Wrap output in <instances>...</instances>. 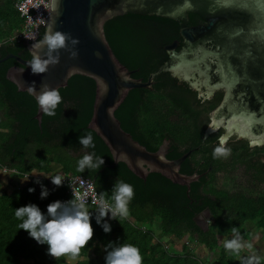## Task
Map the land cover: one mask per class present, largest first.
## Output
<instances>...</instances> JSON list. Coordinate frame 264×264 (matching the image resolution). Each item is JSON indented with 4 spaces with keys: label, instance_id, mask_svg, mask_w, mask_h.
<instances>
[{
    "label": "trees",
    "instance_id": "1",
    "mask_svg": "<svg viewBox=\"0 0 264 264\" xmlns=\"http://www.w3.org/2000/svg\"><path fill=\"white\" fill-rule=\"evenodd\" d=\"M16 3L17 0H0V169L14 170L21 175L32 168L46 175H83L94 182L99 194L105 192L110 203L115 181L129 182L135 188L128 217L120 221L104 218L111 223V232H105L102 225L96 223L95 210H92L93 240L71 264H101L88 258V254L91 251L98 255L105 253L103 246L109 241H113L114 246L124 243L138 246L144 256L143 264H241L233 253L225 250L222 233L218 230L232 234V229L237 228L248 239L252 223L264 236V189L257 196L252 193L254 189L235 191L233 187L218 183L217 175L221 172L231 174L237 163H242L248 186L262 185L264 188V165L254 157L257 151L255 154L252 151L253 147L258 150L264 146H252L249 139H239L234 134L227 142L230 156L214 158L213 149L225 129H219L206 140L203 134L223 93L201 100L188 81L180 80L171 72L160 71L169 58L165 46L182 40V25H197L203 22V17L189 12L187 20H176L128 12L105 23L106 37L113 52L129 70H135L134 78L147 81L151 74L157 73L153 89H132L115 115L122 128L150 151H156L165 139L170 141L169 159H177L194 149L181 165L182 173L201 175L191 184L188 196L186 186L160 173H150L143 180L125 163H114L108 146L88 128L96 94L92 78L72 76L68 86L59 89L63 100L55 115L45 113L39 125L35 118L38 103L34 96L19 91L7 79V71L17 64L16 60L2 61L7 54L31 59L25 40H11L23 22ZM43 34L44 31L39 39ZM89 132L95 148H85L79 142V137ZM85 153L104 156V165L99 170L79 171L77 162ZM43 173L35 174L39 178L31 175L27 181L10 189L0 184V264H69L65 257L49 255L48 245L38 243L27 230L20 229V221L14 215L16 207L30 202L47 211L49 203L71 199L66 179L61 186H56ZM37 179L40 183H36ZM41 184L50 190L49 196L43 199ZM32 186L34 192L29 191ZM88 207L91 210L96 206L88 203ZM205 209L214 216L207 231L195 221ZM166 236L181 241L188 239L178 247L173 241L167 244ZM260 257L264 264V255Z\"/></svg>",
    "mask_w": 264,
    "mask_h": 264
},
{
    "label": "water",
    "instance_id": "2",
    "mask_svg": "<svg viewBox=\"0 0 264 264\" xmlns=\"http://www.w3.org/2000/svg\"><path fill=\"white\" fill-rule=\"evenodd\" d=\"M128 12L176 20H187L189 12L199 13L205 23L182 25V41L165 46L170 59L160 71L189 80L197 90L206 86L208 97L217 89L225 90L222 101L212 112L204 140L224 128L222 136L230 138L237 134L239 139L250 138L253 146L264 145V0H62L59 14L48 16L44 34L55 17L54 30L79 38L76 45L71 44V38L68 41L69 49L76 50L77 55L72 56L69 49L62 48L60 63L50 65L45 73L33 74L27 65L30 59L7 54L2 61L13 58L17 64L9 68L6 76L19 91L29 94L28 86L33 81L38 92L45 83L65 88L74 75L92 78L96 94L88 128L108 146L114 163H125L143 180L150 173H160L186 186L189 196L191 184L201 175L184 174L181 165L194 149L177 159H169L170 141L165 139L156 151H150L122 128L115 115L132 89H153L157 74H151L147 81L134 78L135 70L121 63L107 40L105 23ZM34 42H27L30 54ZM210 42L215 47L207 46ZM41 51L46 53L47 48ZM211 59L215 60L213 64ZM44 114L38 105L35 118L40 126ZM241 130L247 135H239ZM213 220L209 209L195 217L204 231Z\"/></svg>",
    "mask_w": 264,
    "mask_h": 264
},
{
    "label": "clouds",
    "instance_id": "3",
    "mask_svg": "<svg viewBox=\"0 0 264 264\" xmlns=\"http://www.w3.org/2000/svg\"><path fill=\"white\" fill-rule=\"evenodd\" d=\"M62 0H48L45 8L50 13L59 14ZM55 17L48 25L44 36L35 40L31 46V59L27 61V65L31 67L33 74L45 73L49 70L50 65L60 63V49H69V39L71 44L79 43V38L70 36L62 30H54ZM47 48L46 53H42V49ZM72 56L77 55V51L69 49ZM35 81L28 86V91L35 96V99L43 113L55 115V111L63 96L58 87H52L45 83L37 92ZM239 135H247L246 131L241 130ZM229 137L221 136L219 143L213 149L214 158H227L231 154V149L227 146ZM79 142L85 148H95L94 138L91 132L87 135H81ZM255 143V141H253ZM105 163L104 156H97L95 153H85L77 162V168L83 172L86 169H100ZM0 173L9 175H19L22 181H27L31 175L43 173L37 168H32L25 174L11 173L3 171ZM50 177L53 184L61 186L65 178L60 174L46 175ZM7 183L5 179L0 184ZM36 183H40L39 179ZM72 187V185L70 184ZM41 198H46L50 194L47 185L41 184ZM73 190V197L68 200L57 199L47 206V211L34 202L15 208L14 215L20 221L19 228L28 231L30 237L34 238L40 244H47V252L54 258L65 257L69 264L81 257L82 249H84L90 241L93 240L95 229L93 227V211L95 210V220L97 224H101L105 232H111L112 225L105 220V217L111 219H120L128 217L130 213L129 205L135 196V188L129 182L123 180L115 181L111 190L110 199L112 203H108L105 192H101L99 197L92 196L91 203L96 205L94 209L88 207L89 198L87 193L81 195L78 190ZM30 192L35 191V187L29 188ZM223 246L225 250L233 253L241 264H261V257L256 255L253 250V244L245 240L244 236L237 228L232 229L231 238L227 235L223 237ZM105 264H143L144 256L140 248L131 243L120 245L113 244L109 241L104 246ZM244 252H252V255L243 256Z\"/></svg>",
    "mask_w": 264,
    "mask_h": 264
},
{
    "label": "built area",
    "instance_id": "4",
    "mask_svg": "<svg viewBox=\"0 0 264 264\" xmlns=\"http://www.w3.org/2000/svg\"><path fill=\"white\" fill-rule=\"evenodd\" d=\"M48 3V0H17L16 8L20 13L23 20L21 28L14 34L11 40L22 39L26 42L39 40L42 32L45 30L46 21L50 12L45 8L44 5ZM8 169L4 168L3 171ZM9 172L15 173L14 170H8ZM39 178V175H35ZM66 177V181L69 183L68 193L73 197L72 187L79 191L81 195L87 193V198H89V204L91 203V197H99V193L95 189L94 182L83 176V175H69ZM72 185V187L70 186ZM110 203L109 201H107ZM93 206H96L92 204ZM115 223V222H113Z\"/></svg>",
    "mask_w": 264,
    "mask_h": 264
},
{
    "label": "rangeland",
    "instance_id": "5",
    "mask_svg": "<svg viewBox=\"0 0 264 264\" xmlns=\"http://www.w3.org/2000/svg\"><path fill=\"white\" fill-rule=\"evenodd\" d=\"M262 146H264V145H262ZM252 151L255 154V150L253 149ZM256 153L257 154L254 155V157L255 156H257V158L261 157L258 152H256ZM262 154H264V153H262ZM241 164L242 163H237L236 168L234 169V171L231 174H227V173H223V172L219 173L217 175L218 183L219 182L223 183L226 186H228V188H230V189L233 187L232 190H235V191H237L239 189H244V190L254 189V190H252V193L257 196L258 194L263 192L264 188L262 185H256L255 187H249L248 186V185H250V183L247 180L245 181V178L247 179V173L244 174L243 167ZM0 172H3V170L0 169ZM1 175L2 176H8L9 174L1 173ZM107 219H108V217H107ZM157 225H158V223H157ZM157 225H156V227H157ZM255 228H256L257 232H255L256 231ZM257 228H258L257 226H254L252 223H250L248 229H250L251 237L248 239H245V240L250 241L253 244L252 252H254L258 256H261V255H264V236H261L260 230ZM218 231H220L222 233L221 234L222 240H223V237L225 235H227L229 238H231L232 234L225 233V232H223V230H218ZM187 239L188 238H185L184 241H181V240H177L173 236H168V237L166 236L165 242L167 244H169L170 241H173L178 245V247H180V245L183 242H185ZM252 252H244V255H246V256L252 255ZM88 258L94 260L97 263L105 264V253L98 255V254H95L91 251L88 254ZM72 262H74V261H72Z\"/></svg>",
    "mask_w": 264,
    "mask_h": 264
},
{
    "label": "flooded vegetation",
    "instance_id": "6",
    "mask_svg": "<svg viewBox=\"0 0 264 264\" xmlns=\"http://www.w3.org/2000/svg\"><path fill=\"white\" fill-rule=\"evenodd\" d=\"M205 23V21L203 20V22L202 23H199V24H204ZM186 25V24H185ZM198 25V24H197ZM189 26H195V25H189ZM180 41V40H179ZM182 41V40H181ZM207 46H209V47H215V44L213 43V42H210V43H208L207 44ZM181 47H182V45H180L178 48H177V50H180L181 49ZM170 59V56H169V58H168V60ZM167 60V61H168ZM213 61V62H212ZM215 62V60H213V59H211V63L213 64ZM215 67V66H214ZM177 77V76H176ZM177 78H179V77H177ZM180 80H183V81H188L189 82V84L194 88V90H196L197 91V96H198V98L199 99H201V100H206V99H213L214 97H215V95L216 94H220V93H223V96H224V94H225V90L224 89H217V90H215V92L213 93V95H211L210 97H208V95H207V91H208V88L206 87V86H203L202 87V90H197L192 84H191V82L189 81V80H186V79H184V78H179ZM223 99V98H222ZM247 139H249V141H250V143H251V139L250 138H247ZM253 146V145H252ZM255 150V147H253L252 148V150ZM255 151H257L258 153H259V155L261 156V157H259V158H256L259 162H260V164H262V165H264V154H262V153H264V148H261V149H258V150H255ZM206 210V209H205ZM204 210V211H205ZM203 211V212H204ZM203 212H201L200 214H202ZM199 215V214H198ZM210 222H212V221H210ZM255 230H256V228H255ZM255 232H257V230L255 231Z\"/></svg>",
    "mask_w": 264,
    "mask_h": 264
},
{
    "label": "crops",
    "instance_id": "7",
    "mask_svg": "<svg viewBox=\"0 0 264 264\" xmlns=\"http://www.w3.org/2000/svg\"><path fill=\"white\" fill-rule=\"evenodd\" d=\"M35 177V176H34ZM7 180V183L3 184V187H5L6 189H10L12 188V186L14 185H18L21 183L22 181V178L19 176V175H8V176H2L1 173H0V180H1V183L4 181V180Z\"/></svg>",
    "mask_w": 264,
    "mask_h": 264
},
{
    "label": "snow or ice",
    "instance_id": "8",
    "mask_svg": "<svg viewBox=\"0 0 264 264\" xmlns=\"http://www.w3.org/2000/svg\"><path fill=\"white\" fill-rule=\"evenodd\" d=\"M225 2H227V0H225Z\"/></svg>",
    "mask_w": 264,
    "mask_h": 264
},
{
    "label": "bare ground",
    "instance_id": "9",
    "mask_svg": "<svg viewBox=\"0 0 264 264\" xmlns=\"http://www.w3.org/2000/svg\"><path fill=\"white\" fill-rule=\"evenodd\" d=\"M96 189V188H95Z\"/></svg>",
    "mask_w": 264,
    "mask_h": 264
}]
</instances>
